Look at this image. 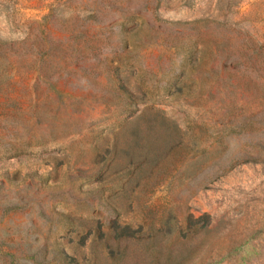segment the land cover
<instances>
[{
  "label": "rangeland",
  "instance_id": "374dc122",
  "mask_svg": "<svg viewBox=\"0 0 264 264\" xmlns=\"http://www.w3.org/2000/svg\"><path fill=\"white\" fill-rule=\"evenodd\" d=\"M227 5L0 0V264H264V0Z\"/></svg>",
  "mask_w": 264,
  "mask_h": 264
},
{
  "label": "trees",
  "instance_id": "16d2710c",
  "mask_svg": "<svg viewBox=\"0 0 264 264\" xmlns=\"http://www.w3.org/2000/svg\"><path fill=\"white\" fill-rule=\"evenodd\" d=\"M239 2H240V0H239V1H238V0H227V3H228L227 6H229V8H230V7H232V6H236V5H238Z\"/></svg>",
  "mask_w": 264,
  "mask_h": 264
}]
</instances>
